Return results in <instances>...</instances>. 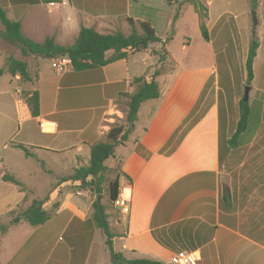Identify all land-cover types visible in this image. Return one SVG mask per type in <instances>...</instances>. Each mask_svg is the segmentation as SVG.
<instances>
[{
	"label": "crops",
	"instance_id": "crops-1",
	"mask_svg": "<svg viewBox=\"0 0 264 264\" xmlns=\"http://www.w3.org/2000/svg\"><path fill=\"white\" fill-rule=\"evenodd\" d=\"M179 1L0 0V8L19 21L26 38L39 43L52 38L58 45L69 46L81 27L128 34L129 18L148 21L164 41L157 27L166 33L173 23H179V17L173 20L175 8L186 4ZM157 50L159 44L141 51L155 60L145 69L131 59L135 52L102 67L70 68L57 74L51 67L52 58L23 57L16 46L0 39V70L10 55L26 61L31 74L38 75L37 81L21 84L19 75L0 74V216L24 197L17 186L2 179L5 173L24 184L29 203L40 198L33 195L34 182L27 180L34 175L26 170L29 160H36L39 167L45 159L62 166L63 156L69 153V162L75 160L76 168L82 166L81 160L83 166L88 164L90 145L105 141L112 126L125 123L126 102L137 87L133 80L152 78L145 73L157 68ZM38 58L49 59V68L41 67ZM165 72L164 68L155 77L160 97L140 106L148 104L152 118H141L139 108L127 141L114 148L112 157L123 174L115 173L113 180L117 178L119 190L129 189L130 209L126 215L113 213L102 193L113 250L127 259L148 258L163 264L170 263L179 251L193 253L195 264H264V169L245 168L244 162L231 165L241 145L230 148L219 161V144L229 137L221 134L214 73L202 101L187 104L186 83L173 81L165 93L161 87ZM22 89L38 91L37 116H32L18 96ZM255 141L256 137L246 144ZM16 144L32 149V158L27 159ZM62 176L44 196L43 207L51 212L44 224L19 223L0 233V264H110L103 263L105 251L95 241L100 229L90 220L89 188H81L82 192L76 188L78 182H59ZM71 222L64 242L59 234ZM17 237L14 249L9 242Z\"/></svg>",
	"mask_w": 264,
	"mask_h": 264
},
{
	"label": "rangeland",
	"instance_id": "rangeland-1",
	"mask_svg": "<svg viewBox=\"0 0 264 264\" xmlns=\"http://www.w3.org/2000/svg\"><path fill=\"white\" fill-rule=\"evenodd\" d=\"M198 1L209 8V14L205 19L209 41H206L202 36L199 14L192 5L187 3L182 6L178 16L179 23H177L178 20L175 24L173 23L166 33H162L160 27H157V34L162 35L164 40L167 39L165 45L167 46V52L164 45L161 48L163 56L167 60L164 65L166 72L163 78L165 77V82L163 83L164 80L161 81V87L167 93L173 81L177 85L186 83L187 95L185 101L187 104H197L198 101L199 103L202 101L204 95L209 91L212 84L211 76L214 73L217 101L222 116L221 134L230 137L240 114L239 100L243 99L245 87L249 86L247 127L237 139L238 146L241 145V147L235 150L231 165L235 167L239 162H244L243 167L245 168L264 169V0H257L255 7H252L250 0ZM252 11H255L257 21L254 32ZM253 39L258 41V48L252 65L253 79L250 84H247L244 65L249 43ZM133 55L131 59H136L144 69L155 61L154 59H148L144 52H136ZM157 58H155L156 61ZM171 59L174 62L168 63ZM38 62L41 67L49 68V59L38 58ZM164 68L162 66V69ZM152 72V69H148L145 76H150V74L152 76ZM202 89H204V92H202ZM211 95L210 90L209 102L211 101ZM126 114L127 109L124 113V120H126ZM138 115L141 118L149 116L147 120L152 118L148 104L140 108ZM255 137L256 141L253 144H246ZM70 155L67 153L63 156L65 163L63 162L62 166H59L54 160L50 162V160L45 159L47 165L41 163L39 167L36 160H29L26 170L34 171V175L27 177V180L35 184V192H33L35 197H43L44 199L49 186L55 182L56 178H59L58 176L68 174L76 168L77 163L75 160H72V164L69 162ZM41 156L44 157L42 154ZM31 158L30 156L27 157V159ZM80 162L83 166V160ZM105 165L109 168L103 184V192L106 195L105 202L108 203L106 207L117 214L118 210L108 197V184L113 180L115 173L118 174L121 170H119V166L113 157L107 159ZM120 174L122 177L123 173ZM76 188H80L79 190L82 191L81 187L77 186ZM70 192L72 191L70 190ZM89 195L90 199L94 201L95 194L89 192ZM78 197L81 198L82 196ZM71 227L72 222L65 228L63 233L59 234L60 240L66 241L67 233ZM95 241L100 242L105 251L102 256L103 263H110L106 236L100 230H96ZM9 243L15 249L19 243V237ZM9 248L11 249V247Z\"/></svg>",
	"mask_w": 264,
	"mask_h": 264
},
{
	"label": "trees",
	"instance_id": "trees-1",
	"mask_svg": "<svg viewBox=\"0 0 264 264\" xmlns=\"http://www.w3.org/2000/svg\"><path fill=\"white\" fill-rule=\"evenodd\" d=\"M172 2L174 0H164ZM183 3L190 4L200 17V30L203 38L209 41L208 30L205 25L207 18V7L198 0H184ZM252 7L257 5V0H250ZM182 3L175 8V20L181 10ZM131 30L128 34L120 31L112 33H99L93 28L81 27L74 42L69 46L56 44L52 38H46L43 42H34L26 38L21 32L19 21L10 19L5 11L0 8V39L16 46L23 57L36 56L43 58H56L59 56H67L70 58L72 68L75 71H82L97 67L105 66L127 57L129 53L141 52L150 46L159 44V50L155 51L158 56L157 68L152 74L149 81H145L143 77L134 78L133 82L137 84L133 93L129 94L127 102V114L124 124L114 125L106 134L105 141H98L90 145L89 161L85 166L75 168L70 174L60 177L59 182H78L81 188H89L91 193L96 195L102 194L103 184L107 167L104 162L113 156L114 148L118 144L127 141L130 131L134 129L137 123V113L142 103L148 100L158 99L160 97L159 84L155 80L162 70L165 58L161 51L166 40L162 41L155 33L154 29L148 21H134L127 19ZM137 26V27H136ZM258 48V41L251 40L248 46L245 71L246 82L250 84L253 79V60ZM107 52H111L110 56H106ZM28 63L24 60L8 56L6 58L5 68L0 70V74L6 72L10 77L19 75V82L29 84L38 80V75H32ZM29 107L32 116H37L39 111V94L38 91H29L22 89L18 95ZM219 108V123L222 128L221 112ZM239 118L236 122L235 129L228 139L221 140L219 144V161L222 162L225 152L230 148L237 147L238 137L245 131L247 127L249 108L247 101L239 100ZM223 121V120H222ZM16 148L20 149L25 156H33L32 149L23 145L16 144ZM4 181L13 183L17 188L24 192L23 201L14 208L0 216V233H4L10 226L26 223L30 226H39L44 224L51 216V212L44 209L45 199L34 198L27 203L29 191L24 184L17 180L12 174L5 173L2 176ZM109 198L113 202L119 192V184L117 178L108 184ZM92 220L95 226L106 236V244L110 253V264H163L154 259L148 258H132L127 259L121 253L115 252L112 247V233L109 230L108 221L101 205L100 213L97 209L96 201H93ZM56 205H53V208Z\"/></svg>",
	"mask_w": 264,
	"mask_h": 264
},
{
	"label": "built area",
	"instance_id": "built-area-1",
	"mask_svg": "<svg viewBox=\"0 0 264 264\" xmlns=\"http://www.w3.org/2000/svg\"><path fill=\"white\" fill-rule=\"evenodd\" d=\"M51 67L57 74H62L68 69L72 68V63L70 58L67 56H59L52 58ZM128 190V193L125 190ZM113 206L121 213L128 214L130 209V194L128 188H123L119 190L116 199L112 202ZM171 264H195L196 257L193 253H187L184 251H179L174 253L170 257Z\"/></svg>",
	"mask_w": 264,
	"mask_h": 264
},
{
	"label": "water",
	"instance_id": "water-1",
	"mask_svg": "<svg viewBox=\"0 0 264 264\" xmlns=\"http://www.w3.org/2000/svg\"><path fill=\"white\" fill-rule=\"evenodd\" d=\"M251 14H252V25H253V32H254V28H255L256 23H257L256 17H255V11H252ZM249 90H250V87L246 86L245 90H244L243 101H247ZM101 198H102V194H98L95 197V201H96L97 209H98L99 213H100V208H101ZM168 264H171V263H168Z\"/></svg>",
	"mask_w": 264,
	"mask_h": 264
},
{
	"label": "bare ground",
	"instance_id": "bare-ground-1",
	"mask_svg": "<svg viewBox=\"0 0 264 264\" xmlns=\"http://www.w3.org/2000/svg\"><path fill=\"white\" fill-rule=\"evenodd\" d=\"M46 126H48V125H46ZM125 192L128 193V190L126 189Z\"/></svg>",
	"mask_w": 264,
	"mask_h": 264
}]
</instances>
